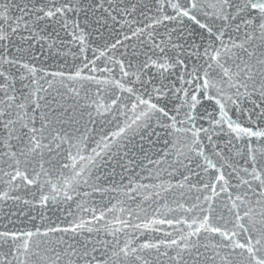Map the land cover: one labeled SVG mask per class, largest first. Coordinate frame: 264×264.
<instances>
[{
  "label": "snow or ice",
  "instance_id": "6c2138e0",
  "mask_svg": "<svg viewBox=\"0 0 264 264\" xmlns=\"http://www.w3.org/2000/svg\"><path fill=\"white\" fill-rule=\"evenodd\" d=\"M0 264H264V0H0Z\"/></svg>",
  "mask_w": 264,
  "mask_h": 264
}]
</instances>
